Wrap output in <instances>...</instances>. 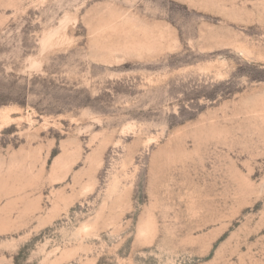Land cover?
Instances as JSON below:
<instances>
[{
  "label": "rangeland",
  "instance_id": "obj_1",
  "mask_svg": "<svg viewBox=\"0 0 264 264\" xmlns=\"http://www.w3.org/2000/svg\"><path fill=\"white\" fill-rule=\"evenodd\" d=\"M0 264H264V0H0Z\"/></svg>",
  "mask_w": 264,
  "mask_h": 264
}]
</instances>
